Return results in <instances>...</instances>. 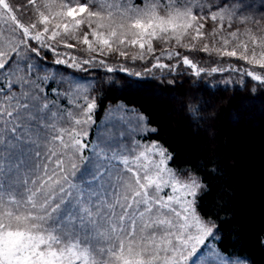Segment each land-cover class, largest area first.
Segmentation results:
<instances>
[{
  "label": "snow or ice",
  "instance_id": "obj_1",
  "mask_svg": "<svg viewBox=\"0 0 264 264\" xmlns=\"http://www.w3.org/2000/svg\"><path fill=\"white\" fill-rule=\"evenodd\" d=\"M252 7L0 0V264H252L222 247V170L179 163L98 75L228 73L264 91V11Z\"/></svg>",
  "mask_w": 264,
  "mask_h": 264
},
{
  "label": "trees",
  "instance_id": "obj_2",
  "mask_svg": "<svg viewBox=\"0 0 264 264\" xmlns=\"http://www.w3.org/2000/svg\"><path fill=\"white\" fill-rule=\"evenodd\" d=\"M249 3L253 12L264 11V0H249ZM131 66L135 71H141L143 67L139 61ZM98 75L105 77L104 86L113 92V96L108 98L110 101L114 103L120 99L150 117L159 128L156 138L170 148L179 163L191 162L203 167L211 161L222 170L220 178L213 181L218 186L217 199L225 190L228 191L223 201L227 209L220 217L224 221L221 225L222 247L227 252L248 258L252 264H264V124L260 127L247 126L253 116L244 118L236 127L235 135L229 126V123H236L239 115L241 118L251 113V109L262 111L264 91L238 88L236 85L240 80L232 74V82H229L228 73L197 78L178 72L173 76L175 84L159 71L154 76L146 74L139 78L124 73L106 76L103 70ZM129 83L133 86L127 87ZM225 88L227 91H224ZM205 101L209 103L205 104ZM171 104L181 108V120L195 125L196 131L207 127L211 121L209 128L215 145L203 151L187 149L174 135L169 119L165 118L167 110L164 108H170ZM192 107L200 109L194 121L188 119ZM105 114L98 115V121L101 122ZM171 115H174L173 112Z\"/></svg>",
  "mask_w": 264,
  "mask_h": 264
},
{
  "label": "rangeland",
  "instance_id": "obj_3",
  "mask_svg": "<svg viewBox=\"0 0 264 264\" xmlns=\"http://www.w3.org/2000/svg\"><path fill=\"white\" fill-rule=\"evenodd\" d=\"M255 1L258 2L262 0H255ZM153 99L154 101H156V98H153ZM168 103L170 104V101ZM169 107L170 108H167V109L162 107L164 108V110H167V114H164L165 118L169 119V122L168 121L167 122L169 123V126H171V128L173 129L175 133L174 135L177 138H179L180 141L183 142V144L185 145L187 149H190V150L197 149L198 151H203L204 149L210 147V145L211 147L215 145L214 138L212 137L211 131L209 128V125H212L211 121L209 122L210 124H208L207 127L203 126V128L196 131L195 125L192 126L188 122L181 120V117H180L181 108L179 109L178 105L172 106L171 104ZM254 111H255L254 109H251V113H249L245 117L241 116L240 118L239 117L240 115H239L237 117L235 124L229 123L230 129L233 135H235L234 131L236 127L240 126L244 118H251V116H253V118L250 119V122L247 123V126L249 125V126L255 127L257 125L258 127H260V125L262 126L264 124V109L262 111L261 110L257 112H254ZM172 112L174 115H171ZM210 117L212 118V114ZM105 119H107V113L105 114L104 118L100 122L101 126H103V121Z\"/></svg>",
  "mask_w": 264,
  "mask_h": 264
}]
</instances>
